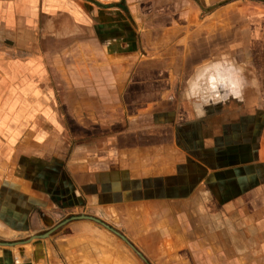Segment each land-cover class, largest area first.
Returning <instances> with one entry per match:
<instances>
[{
	"label": "crops",
	"instance_id": "1",
	"mask_svg": "<svg viewBox=\"0 0 264 264\" xmlns=\"http://www.w3.org/2000/svg\"><path fill=\"white\" fill-rule=\"evenodd\" d=\"M237 1L194 3L208 17ZM122 2L0 0V69L33 66L35 60L7 57L43 51L37 37L88 30L99 7L110 16L115 10L129 16ZM112 59L105 64L115 63ZM243 66L202 63L201 74L187 86L188 101L167 102L173 97L168 89L149 112L127 117L125 128H114L121 116L114 113L118 118L101 123L106 134L75 144L66 154L41 152L40 144L24 139L20 147L30 151H18L0 181V240L24 238L26 229L28 234L53 230L70 217L87 218L50 232L42 253L15 244L2 249L0 264H97L105 254L142 264L106 227L116 229L150 264L175 258L174 250L179 259L181 251L201 241L216 251L221 240L232 254L230 264H264V104L257 103L264 90L248 91L250 71ZM111 81L114 88L120 85L119 79ZM21 110L18 115L47 114L39 106Z\"/></svg>",
	"mask_w": 264,
	"mask_h": 264
},
{
	"label": "rangeland",
	"instance_id": "2",
	"mask_svg": "<svg viewBox=\"0 0 264 264\" xmlns=\"http://www.w3.org/2000/svg\"><path fill=\"white\" fill-rule=\"evenodd\" d=\"M122 1L129 16H124L121 10L110 16L106 14L109 10L99 7L93 10L96 14L88 30L79 28L71 36L37 37L36 44L40 43L43 51L38 48L26 52L30 57L23 56L25 53L7 57L35 60V63L24 69H0V181L6 170L11 169L24 139L40 144L41 152L66 154L73 145L95 141L106 134L101 123L118 118L114 113L121 115L114 128H125L127 117H134L135 112H149L151 106L156 107L166 97L162 93L168 89L173 97L167 102L188 101L187 86L201 74L202 63L225 60L244 65L243 69L250 71L248 91L260 92L259 87L264 90V4L241 0L224 5L206 17V10L194 3L197 0ZM115 42L119 45L113 50L110 45ZM110 57L120 64L106 65ZM14 76L19 81L12 80ZM112 78L119 79L116 84L120 85L114 88ZM257 103L264 104V100ZM37 106L42 111L46 109L47 114H17L18 108ZM7 110L14 114H6ZM27 149L22 150L28 153ZM106 230L109 234L118 233L113 228ZM217 231L223 236L222 229ZM50 232L28 234L26 229L24 238L13 236L0 240V251L15 244L12 247L42 253ZM188 232L195 234L196 230ZM114 237L118 238L115 234ZM201 242L193 250L181 251L179 259L174 250L170 256L175 258H157L153 262L230 264L233 261L223 240L216 243V251H209L211 245ZM119 262L120 259L105 254L97 264H128ZM242 262L247 264L245 260Z\"/></svg>",
	"mask_w": 264,
	"mask_h": 264
},
{
	"label": "trees",
	"instance_id": "3",
	"mask_svg": "<svg viewBox=\"0 0 264 264\" xmlns=\"http://www.w3.org/2000/svg\"><path fill=\"white\" fill-rule=\"evenodd\" d=\"M122 6V5H121ZM123 7V6H122ZM122 10H124L123 8H122ZM81 219V218H87V217H83V216H75V217H70L69 219L67 218V219H65V220H63L62 222H60L58 225H56L54 228H53V230H51V232L52 231H54L56 228H58V227H60V226H62L63 224H65V223H67L68 221H70V220H74V219ZM112 233H114L118 238H120L131 250H132V252L137 256V258L140 260V262L142 263V264H150L143 256H142V254L131 244V243H129L124 237H122L121 235H119L118 233H116V232H114V231H112Z\"/></svg>",
	"mask_w": 264,
	"mask_h": 264
}]
</instances>
